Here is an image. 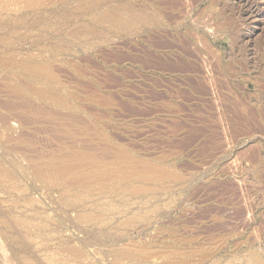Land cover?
<instances>
[{"label": "rangeland", "instance_id": "obj_1", "mask_svg": "<svg viewBox=\"0 0 264 264\" xmlns=\"http://www.w3.org/2000/svg\"><path fill=\"white\" fill-rule=\"evenodd\" d=\"M0 264H264V0H0Z\"/></svg>", "mask_w": 264, "mask_h": 264}]
</instances>
